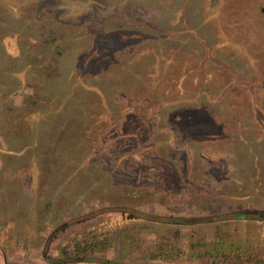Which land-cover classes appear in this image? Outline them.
Here are the masks:
<instances>
[{"label": "rangeland", "instance_id": "1", "mask_svg": "<svg viewBox=\"0 0 264 264\" xmlns=\"http://www.w3.org/2000/svg\"><path fill=\"white\" fill-rule=\"evenodd\" d=\"M220 1L0 0V264H264V220H217L264 219V59H215Z\"/></svg>", "mask_w": 264, "mask_h": 264}, {"label": "crops", "instance_id": "2", "mask_svg": "<svg viewBox=\"0 0 264 264\" xmlns=\"http://www.w3.org/2000/svg\"><path fill=\"white\" fill-rule=\"evenodd\" d=\"M242 1H244L245 16L237 20L239 23L233 25L231 30L232 33L228 36L230 46L227 44L220 46L223 52L220 54L222 56L219 57V55H215V59H264L263 2H259L256 5L254 3L255 0H252L250 3L249 0ZM223 5L225 6L224 2L216 0L214 5L215 8H213L217 11H221ZM259 13L261 16H259ZM217 31L219 34L220 29L218 28ZM220 47L218 49H220Z\"/></svg>", "mask_w": 264, "mask_h": 264}, {"label": "trees", "instance_id": "3", "mask_svg": "<svg viewBox=\"0 0 264 264\" xmlns=\"http://www.w3.org/2000/svg\"><path fill=\"white\" fill-rule=\"evenodd\" d=\"M117 209H115L116 211ZM114 211V210H111ZM141 219L145 220H150V221H155V222H160V223H170L174 225H194V224H200V223H211L214 222L213 220H207V219H170V218H159V217H151L145 214L139 215ZM138 218V217H137ZM221 221L225 220H245V221H263V217L259 215H249V214H235V215H227L224 217H220ZM216 220V221H217ZM48 260V259H46ZM104 264H116V263H111L110 261L104 262Z\"/></svg>", "mask_w": 264, "mask_h": 264}]
</instances>
